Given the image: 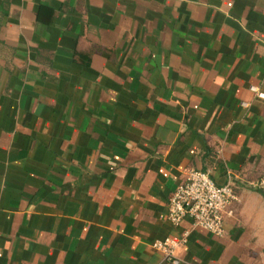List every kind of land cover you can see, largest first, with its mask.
I'll return each mask as SVG.
<instances>
[{"label":"crops","instance_id":"1","mask_svg":"<svg viewBox=\"0 0 264 264\" xmlns=\"http://www.w3.org/2000/svg\"><path fill=\"white\" fill-rule=\"evenodd\" d=\"M252 87L264 0H0V264H264ZM189 169L234 183L223 236L168 219Z\"/></svg>","mask_w":264,"mask_h":264},{"label":"built area","instance_id":"2","mask_svg":"<svg viewBox=\"0 0 264 264\" xmlns=\"http://www.w3.org/2000/svg\"><path fill=\"white\" fill-rule=\"evenodd\" d=\"M260 97L264 93L252 87ZM247 105V103H243ZM252 185L264 189V179ZM236 198L234 183L218 184L212 176L203 170L189 169L184 181L177 186L169 200L168 219L180 225L186 218H191L193 226L211 232L216 236L225 233V212ZM187 238L177 240L166 238L156 240L152 246L162 251L169 260L178 263L176 251Z\"/></svg>","mask_w":264,"mask_h":264}]
</instances>
